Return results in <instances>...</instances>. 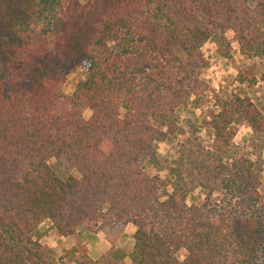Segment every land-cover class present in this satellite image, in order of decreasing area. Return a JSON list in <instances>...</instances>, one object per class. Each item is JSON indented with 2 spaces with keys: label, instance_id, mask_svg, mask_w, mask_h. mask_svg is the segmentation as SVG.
Wrapping results in <instances>:
<instances>
[{
  "label": "trees",
  "instance_id": "16d2710c",
  "mask_svg": "<svg viewBox=\"0 0 264 264\" xmlns=\"http://www.w3.org/2000/svg\"><path fill=\"white\" fill-rule=\"evenodd\" d=\"M227 31L264 86V0H0V264H57L45 220L68 263L264 264V161L233 142L238 124L264 135V103L205 78ZM128 223L130 249L73 242Z\"/></svg>",
  "mask_w": 264,
  "mask_h": 264
},
{
  "label": "rangeland",
  "instance_id": "374dc122",
  "mask_svg": "<svg viewBox=\"0 0 264 264\" xmlns=\"http://www.w3.org/2000/svg\"><path fill=\"white\" fill-rule=\"evenodd\" d=\"M225 36L227 40L230 42L232 48L231 57L223 58L221 56H217L214 52L217 46L214 44L213 41L206 42L202 47V51L204 55L208 58L210 62V66L205 72V78L208 80L210 86L212 88H215L216 90H219L221 87L230 85V87H235L239 92H243L248 96H250L256 103L259 102L264 103V86L260 79V70H261L260 67L262 64V60L260 58H251L250 60L243 59V57H241L238 52V44L233 39V33L231 31H227L225 33ZM253 63L255 65V68L251 70H245V74L246 76H251L252 74H254L256 76L255 84H248L245 81L244 83H241V85H239L237 81L234 80L236 74L238 73V70L244 68L243 64H245L246 68H248L247 67L248 64H253ZM79 77L80 75L78 73H72L68 75L67 81L65 82L64 85L65 93H70L72 91L73 87L76 84V80ZM209 109L210 107L204 104L203 106L194 108L193 112L197 116H202L206 118L210 112ZM83 115L84 117L87 118L90 115V111L85 110ZM190 118H193L190 110H182L180 112L179 119L181 124L185 126L184 127L185 130L187 129L186 127L187 124L185 121L189 120ZM183 138H184V133L178 136V140H182ZM233 142L237 146L236 149L239 150V153L242 152V149L244 147H249V150L251 151L250 157L252 159H256L260 157V160L264 161L263 134H255L253 133L251 128L248 127L246 124H238L234 127ZM174 144L175 142L173 143V141L168 143H161L158 149V152L161 154V157L169 153L173 154ZM170 158H168L169 161ZM159 160L161 166L164 165L168 167L170 165L167 162L162 163L161 158ZM160 175L164 178V176L166 175V171H161ZM236 224L237 223H235L234 226H238ZM132 227L134 228L133 224L128 223V227L125 226L123 228L124 233L122 234L120 232L122 227L114 228L106 233L99 230L97 233L101 237L105 236V238H107L108 241L111 243V246L115 244L121 248L130 249L132 247L133 239L130 236L129 231L131 230ZM37 230L38 232H36L35 238H38L41 243L54 248L58 258L57 264H73V263L61 261L59 259L64 253V251L70 246V244H73L72 242H70V240L64 237H59L55 229L52 227V225L46 220L43 221L41 224H39ZM91 236L93 235H90L87 232H80L79 235L74 237L73 242L78 241L83 244H88L90 243V241H93V239L97 241V237L93 238ZM259 264H261L260 261Z\"/></svg>",
  "mask_w": 264,
  "mask_h": 264
},
{
  "label": "crops",
  "instance_id": "0c3cea01",
  "mask_svg": "<svg viewBox=\"0 0 264 264\" xmlns=\"http://www.w3.org/2000/svg\"><path fill=\"white\" fill-rule=\"evenodd\" d=\"M126 227H128V224L126 225ZM134 230L135 229L132 227L131 230L129 231L131 237ZM93 236L97 237V241L93 239V241H90V243H88V255L92 259H97L102 253L106 252L111 247V243L108 241L107 238H105V236L101 237L98 233H95Z\"/></svg>",
  "mask_w": 264,
  "mask_h": 264
}]
</instances>
